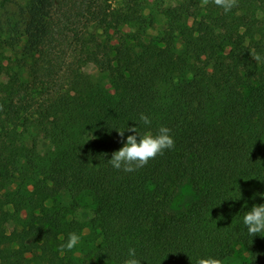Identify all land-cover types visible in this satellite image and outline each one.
I'll list each match as a JSON object with an SVG mask.
<instances>
[{
    "label": "trees",
    "instance_id": "trees-1",
    "mask_svg": "<svg viewBox=\"0 0 264 264\" xmlns=\"http://www.w3.org/2000/svg\"><path fill=\"white\" fill-rule=\"evenodd\" d=\"M68 3L0 0V264H124L129 248L140 264H225L237 244L250 250L243 264H264V232L243 224L264 204V0L228 13L179 0L151 37L148 0H84L68 88L35 100L25 58L8 50L33 21V52ZM162 126L174 148L133 172L112 167L128 128ZM186 184L195 197L177 209ZM73 232L81 242L61 257Z\"/></svg>",
    "mask_w": 264,
    "mask_h": 264
},
{
    "label": "rangeland",
    "instance_id": "rangeland-1",
    "mask_svg": "<svg viewBox=\"0 0 264 264\" xmlns=\"http://www.w3.org/2000/svg\"><path fill=\"white\" fill-rule=\"evenodd\" d=\"M116 2L117 0H112ZM179 0H148L146 13L152 15L155 19V26L148 32V36H156L162 34L166 28L167 17L164 14V8L174 5ZM84 0H69L67 5V17L63 18L60 10L55 14L56 23L53 31L48 38L44 39V43L39 46V51L29 53V49L33 46L30 37L35 34L40 27L37 23L29 21L24 27V36L17 44L12 42L8 50V56L15 60L16 58H25V80L32 86L33 96L35 100L49 99L58 92L68 88L70 78V68L74 61L72 49L73 32L75 30L82 31L85 25V19L78 13L83 8ZM60 18V20H59ZM90 71L97 73L95 67H91ZM105 77V75H104ZM108 83V80H106ZM36 135V132H33ZM39 135V134H37ZM40 142L45 148L48 142L43 140L41 136ZM139 139V137H138ZM127 136L120 140V148L126 143ZM194 190L189 184L182 186L175 198L174 207L182 209L189 205L194 199ZM92 199L88 198V206L81 212V217L87 219L92 210ZM89 233V229L85 230ZM235 253L226 260L225 264H243L250 257V250L240 244L236 245Z\"/></svg>",
    "mask_w": 264,
    "mask_h": 264
},
{
    "label": "clouds",
    "instance_id": "clouds-1",
    "mask_svg": "<svg viewBox=\"0 0 264 264\" xmlns=\"http://www.w3.org/2000/svg\"><path fill=\"white\" fill-rule=\"evenodd\" d=\"M212 2L216 6L223 8L225 13L238 6L237 0H212ZM208 3L209 0H202V6H207ZM257 18H264V14L257 13ZM253 59L258 63L261 61V57L258 54L253 56ZM0 110H2V105H0ZM140 120L146 125L151 123L150 118L143 113L140 115ZM128 131L134 134L128 135L123 147L115 151L111 159L108 160L112 167L117 170L122 169L124 172L136 171L146 166L149 160L154 159L157 155H163L165 149L174 148L175 140L170 134L171 129L166 126L160 127L156 134L146 131L141 135L137 127H130ZM118 132L123 137L125 128L118 130ZM243 224L251 237L264 232V204L253 205L249 211L245 212ZM80 242V235L75 232L69 233L67 242L59 245L61 257L65 254L66 249L70 251ZM128 257L124 264H140L135 248H129ZM197 264H224V261L220 258L209 256L199 259Z\"/></svg>",
    "mask_w": 264,
    "mask_h": 264
}]
</instances>
